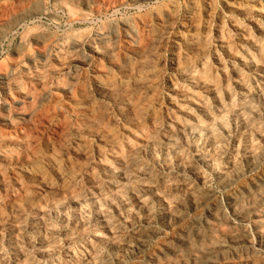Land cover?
Wrapping results in <instances>:
<instances>
[{
    "label": "rangeland",
    "instance_id": "1",
    "mask_svg": "<svg viewBox=\"0 0 264 264\" xmlns=\"http://www.w3.org/2000/svg\"><path fill=\"white\" fill-rule=\"evenodd\" d=\"M56 2L58 1L0 0V221L5 220L0 225V264H91V255L94 253L102 255L101 258H105L106 264H193L195 259H203L207 250L215 252L214 255L217 253L215 255L217 259L228 257L227 260L233 262L234 260L232 261L230 258L234 256V253L243 254L245 252L247 245L241 243L242 236L247 234L245 237L249 238L250 236L249 239L256 240L257 235L254 228V217L250 216L245 221L235 220L227 208V201L230 197L240 198L241 206L250 209L251 204L257 202L258 198L255 196L256 201L254 199L245 201V196L248 191L253 190L257 184L264 181V1L255 0L260 6L246 13L225 8L222 0L197 1L200 11L208 4L212 7V13L208 19V30L203 33L199 32L197 35V47L200 48L201 54L197 55L193 61L192 74H189L190 79L181 78L170 67L172 57L180 58L190 49L185 48L186 43H183L185 42L183 39L188 33V29H186L188 27L183 23L187 7L186 0H64L63 2L68 6H74V10L76 7L75 11L86 14V20L80 23L73 22L67 14L59 9ZM209 2L211 3L209 4ZM155 10L159 11L163 17L166 11H173L166 23L169 30L161 39L158 28L155 26L147 34L144 32L145 35L142 34L134 44L140 51L138 53H142L139 56L144 58H142L143 68L150 69L147 67L159 63L157 69L161 73L156 79L154 86L156 90L153 88L156 99L152 104L155 117L152 119L153 116L148 113L149 110L135 111L133 113L136 115L133 113L128 115L125 113L126 109H121L112 101L113 99L100 98L92 92L91 69L98 68L100 70L97 71V69V72L105 73L108 70V63L114 64L120 61L119 53H112V57L110 56L106 60L107 62L93 60L84 63L79 57L81 54L89 53V46L105 51L111 47L110 44L116 41L109 38L106 42H99L97 36L100 32H109L113 27L118 28L125 20L134 23L140 17H146V21H150ZM84 37L87 38L85 43H83ZM145 39L149 40L150 44ZM115 43H119V41L117 40ZM158 46L159 49L161 48L160 53L157 60H154L156 57H153L151 53ZM139 47L143 49L144 53ZM150 48L152 49L150 50ZM147 50L148 52H145ZM150 59L153 60L152 64H150ZM144 61L145 63H143ZM199 63L200 65H198ZM145 64L146 67H144ZM7 78L9 79L7 80ZM198 78L202 81H198ZM58 86L67 89V93L60 92ZM212 86L213 89H211ZM80 93L88 95L91 101L93 100L91 112L94 113L93 115L89 112L90 116L81 117L69 110L72 108H70V102L67 99L73 95L79 96ZM26 94H29L30 97L27 98ZM244 97L246 98L243 99ZM245 111H248L246 114L250 117L245 114ZM240 113L242 114L240 115ZM236 114L239 115L236 117ZM223 115L227 117L222 118ZM138 116L139 120L136 118ZM220 116L221 118L218 120ZM240 116H243L246 122H250V129L243 130L242 123L241 125L238 123L243 119ZM95 118L97 122H95ZM131 118L134 123L131 121L132 123L128 124ZM90 120L95 122L94 126H91L93 131H100V129L102 131L103 128V133L107 131V133L113 134L115 132L113 137L115 136L114 138L117 140H115L114 146L103 145L98 141L99 139L93 136V133L83 130V126L88 122L92 123ZM213 120L215 123L216 120L217 123L218 121L223 123L222 125L218 123L223 129L219 128L217 123L215 125ZM135 121H139L140 124ZM135 123L137 128V124H139V131L134 126ZM140 125L142 126L140 127ZM189 125H191L190 127L195 126L194 128L198 129L199 133L203 129L201 140L206 139L208 131L206 129L214 125L215 139L219 138L215 142L213 136L214 143L212 144H216L214 145L216 147L212 146V149L215 150L212 151L209 146V148H205V144L203 145L201 141L196 142L195 146L193 143L195 138L192 133L190 134V130L187 132L186 129L187 126L189 128ZM237 126L239 127L237 128ZM127 129H129L128 132ZM177 132L181 134H177ZM169 139L170 142L173 139V144H170ZM58 143L60 145H57ZM116 144L118 145L116 146ZM205 150L208 154H206V159L210 162L201 164L198 157L203 155ZM134 155L145 168L153 171L152 176L147 180L141 177L142 180L138 183L132 182L129 187L128 185L124 186V190L122 169L129 158L135 157ZM53 157L58 159L63 171L78 168L77 166L82 164L77 184L75 183L66 193L53 194L52 200H50V195H43L45 198L42 199V196L38 206L35 201L31 211L25 203V198L36 197L40 191L37 185L28 179L24 171L27 168L46 171V177L54 183L55 177L47 161ZM115 158L121 159L118 161ZM179 159L183 161L181 160L180 163ZM249 161L255 163L254 169L250 170ZM223 171L226 173L225 175ZM222 175L233 179L231 186L226 187L218 183V178ZM170 177L171 179H169ZM206 192H209L210 197L201 198L200 196ZM262 193H264V187ZM193 194L200 195L198 199L201 198L198 200L200 206L197 209H194L190 201L192 198L190 196ZM49 201L58 204L52 211L47 206ZM8 204H14V211L13 216H8L7 219L6 215L9 213L6 206ZM150 205L153 207L151 208ZM263 209L264 204L258 208V211H263ZM169 210H176L183 217L181 223L171 226L164 221L163 216L167 215ZM105 213L109 223L120 234L117 240L111 239L110 233L108 234L105 229L101 220ZM216 216L218 219L220 218L219 222ZM214 218L215 221H213ZM262 232L264 234V229ZM238 236L241 239H237ZM138 238L144 240L143 244L137 245ZM100 239H105V244H100ZM233 239L239 243L234 248H229ZM127 242L133 246V250L130 252H124L122 249V244ZM242 249L243 251H241ZM198 256L199 258H197Z\"/></svg>",
    "mask_w": 264,
    "mask_h": 264
},
{
    "label": "bare ground",
    "instance_id": "2",
    "mask_svg": "<svg viewBox=\"0 0 264 264\" xmlns=\"http://www.w3.org/2000/svg\"><path fill=\"white\" fill-rule=\"evenodd\" d=\"M58 2H56L57 3V6L59 7V9L63 12V13H65V14H67L70 18H71V20L73 21V22H84L85 20H86V18H87V16H86V14L84 13V12H81V11H75L76 10V7H75V10L73 9V7L70 5V6H68V4L67 3H65V2H63L64 0H57ZM75 1V0H74ZM108 1V0H107ZM114 1V0H113ZM130 1V0H129ZM197 1L198 0H186V2H187V7H186V9H185V14H184V19H183V23L188 27V28H186V29H188V33H187V36L183 39L185 42H183V43H186V47L185 48H190L188 51H187V53H185L182 57H172V59H171V63H170V67L172 68V70H174V73H176L178 76H180L181 78H191L190 76H189V74L191 73V70H192V65H193V61L195 60V57L197 56V55H200L201 54V50H200V48H198L197 47V45H198V42H196L197 41V35H198V33L199 32H205L206 30H208V19H209V16H210V13H212L211 12V10H212V7L210 6V5H208L207 3V5H205V7L200 11L199 9H198V7H200L199 5H197ZM201 1V0H200ZM206 1V0H205ZM257 1H259V0H257ZM264 1V0H263ZM77 2V1H76ZM132 2V1H131ZM204 2V1H203ZM222 2H223V6H225V8H227V9H229V10H235V11H238V12H240V13H246L247 11H251V9L253 10V9H257L256 7L257 6H260V5H257V3L255 2V0H222ZM73 3H75V2H73ZM211 2H209V4H210ZM214 3V2H213ZM218 4V3H217ZM261 4V3H260ZM55 5V4H54ZM119 5V4H118ZM184 5V4H183ZM111 6V5H110ZM171 6V5H170ZM4 7V6H3ZM71 7H72V9H71ZM264 7V6H263ZM90 8V7H89ZM79 9H80V7H79ZM166 9V8H165ZM259 9H261V8H259ZM168 10V9H167ZM41 12H42V10H41ZM43 12H44V10H43ZM172 12L173 11H166L165 12V14H164V17L162 16V14L159 12V11H157V10H155V11H153V13H152V19L150 20V21H146V17H140L139 18V20L138 21H136V22H134V23H132V22H130V21H127V20H125V21H123V23L120 25V27H118V28H111L110 29V31L109 32H100L99 34H98V41L99 42H106L109 38H112L111 40H118L119 41V43H115L116 41H114L112 44H110L111 45V47H108L105 51H101V50H99V48H97V47H92V46H89L88 47V49H89V53H86V54H81V57H79L80 59H82V61L85 63V62H91V61H93V60H103V61H106V60H108V58H110V56L112 57V53H119L120 54V58H119V62L118 63H114V64H111V62L110 63H108V70H106V72L105 73H102L101 71V73H99V72H97V71H99L100 69H91V71H90V73H91V75H90V78H91V82H92V92L95 94V95H97L98 97H100V98H111V100L112 101H114L119 107H121V109L122 108H124V109H126V112H125V110H124V112L125 113H127L128 115L129 114H131V113H133V112H135V111H140V110H149L150 112H148V113H150V115H154V112H153V103L155 102V97H156V95L154 94V86H155V84H156V79L160 76V73L161 72H159L160 70L159 69H157V67L159 68V63H157V64H153V65H150V66H148L147 68H149L150 67V69H146V68H143V64H142V58L139 56V54L140 53H138V51L139 50H137L136 49V47H135V41H137V39L145 32L146 34H147V32H149L150 30H152L153 28H155V26L158 28V34H159V38H161V39H163L162 37L164 36V34L165 33H167V31L169 30L168 28H167V19L168 18H170L171 16H172ZM25 13V12H24ZM250 13V12H249ZM222 14V13H221ZM255 14V13H254ZM221 16V15H220ZM174 17V16H173ZM262 17V16H261ZM173 19V18H172ZM177 23V22H176ZM219 23V22H218ZM232 25V24H231ZM235 25V24H234ZM116 26V25H115ZM233 27V26H232ZM257 28V27H256ZM185 30V29H184ZM220 31V30H219ZM235 31V30H234ZM97 33V32H96ZM263 33V32H262ZM24 34V33H23ZM154 34V33H153ZM220 34V33H219ZM143 35H145V34H143ZM201 36H202V34H200ZM83 36V35H82ZM147 36V35H146ZM145 36V37H146ZM177 36H179V35H177ZM185 36V35H184ZM38 37V36H37ZM144 37V36H143ZM152 37V36H151ZM182 37V36H181ZM181 37H180V39H181ZM206 37V36H205ZM85 38V37H84ZM174 38V37H173ZM183 38V37H182ZM207 38V37H206ZM205 38V39H206ZM227 38V37H226ZM148 39V38H147ZM223 39V38H222ZM242 39V38H241ZM244 39H245V37H244ZM248 39V38H247ZM79 40V39H78ZM146 40V39H145ZM155 40V39H154ZM246 40V39H245ZM244 40V41H245ZM87 41V38H85V39H83V43H85ZM147 41V40H146ZM149 41V40H148ZM147 41V42H148ZM161 41V40H160ZM181 41V40H180ZM222 41V40H221ZM157 42V41H156ZM69 43V42H68ZM146 43V42H145ZM149 44H150V41L148 42ZM77 44V43H76ZM137 44V43H136ZM201 44H202V42H201ZM43 45V44H42ZM66 45V44H65ZM138 45V44H137ZM148 45V44H147ZM149 46V45H148ZM154 46V45H153ZM182 46H184V45H182ZM201 46V45H200ZM86 47V46H85ZM102 47V46H101ZM106 47V46H105ZM143 47V46H142ZM258 47V46H257ZM41 48V47H40ZM140 48V47H139ZM138 48V49H139ZM144 48V47H143ZM149 48V47H148ZM154 48V47H153ZM184 48V49H185ZM187 48V49H188ZM203 48V47H202ZM201 48V49H202ZM207 48V47H206ZM141 49V52H143L144 53V51H142L143 49L142 48H140ZM152 48H150V50H151ZM161 49V48H160ZM160 49H159V46L151 53L152 55H153V57H156V58H154V60L156 59L157 60V56L159 55V53H160ZM178 49V48H177ZM182 49V48H181ZM40 50V49H39ZM144 50H145V48H144ZM204 51H205V49H204ZM60 52V51H59ZM140 52V51H139ZM145 52H148V50L147 51H145ZM43 53V52H42ZM46 53V52H45ZM57 53V52H56ZM184 53V52H183ZM210 53V52H209ZM63 54V53H62ZM177 54V53H176ZM207 54V53H206ZM249 54V53H248ZM140 55H142V53L140 54ZM144 55V54H143ZM45 56V55H44ZM47 56V55H46ZM67 56V55H66ZM178 56H179V54H178ZM234 56H236V55H234ZM233 56V57H234ZM248 56V55H247ZM261 56V55H260ZM62 57V56H61ZM145 57V56H144ZM237 57V56H236ZM150 58V57H149ZM200 58H202V57H200ZM262 58V57H261ZM72 59V58H71ZM144 59V58H143ZM27 60V59H26ZM44 60V59H43ZM200 60V59H199ZM47 61V60H46ZM69 61V60H68ZM78 61V60H77ZM112 61V60H111ZM152 61L153 60H151L150 59V64H152ZM198 61V60H197ZM248 61V60H247ZM67 62V61H66ZM70 62V61H69ZM80 62V61H79ZM107 62V61H106ZM147 62V61H146ZM199 62H201V61H199ZM203 62H204V60H203ZM32 63V62H31ZM83 63V64H84ZM143 63H145V61L143 62ZM155 63V62H154ZM246 63V62H245ZM18 64V63H17ZM34 64V63H33ZM42 64V63H41ZM95 64V63H94ZM209 64V63H208ZM260 64V63H259ZM39 65V64H38ZM60 65V64H59ZM142 65V66H141ZM198 65H200V63L198 64ZM252 65V64H251ZM203 66H204V64H203ZM144 67H146V64L144 65ZM56 68V67H55ZM62 68V67H61ZM203 68V67H202ZM106 69V68H105ZM161 69V68H160ZM258 69V68H257ZM264 69V68H263ZM6 70V69H5ZM8 70V69H7ZM4 71V70H3ZM26 71V70H25ZM40 71V70H39ZM63 71V70H62ZM17 72V71H16ZM201 72H202V70H201ZM200 72V73H201ZM209 72V71H208ZM4 73V72H3ZM164 73V72H163ZM173 73V72H172ZM264 73V72H263ZM1 74V73H0ZM15 74V73H14ZM73 74V73H72ZM192 74V73H191ZM5 75V74H4ZM196 75V74H195ZM11 77H12V75H10ZM59 76V75H58ZM192 76V75H191ZM209 76V75H208ZM193 77V76H192ZM74 78V77H73ZM262 78V77H261ZM4 79H6L5 78V76H4ZM9 78H7V80H8ZM199 79V78H198ZM260 79V78H259ZM27 80V79H26ZM25 80V81H26ZM264 80V79H263ZM3 81V80H2ZM38 81V80H37ZM164 81V80H163ZM171 81V80H170ZM198 81H202V80H198ZM204 82V81H203ZM202 82V83H203ZM57 83V82H56ZM169 83V82H168ZM206 83V82H205ZM207 84V83H206ZM205 84V85H206ZM212 84V83H211ZM41 85V84H40ZM59 85H60V83H59ZM195 85H196V83L194 84V87H195ZM203 85V84H202ZM201 85V86H202ZM212 85H214V84H212ZM17 86V85H16ZM47 86V85H46ZM207 86V85H206ZM242 86V85H241ZM59 87V90H61L60 92H62V91H64V92H66L67 93V89H65V88H63V86H58ZM210 87V86H209ZM154 88V89H153ZM2 89V88H1ZM37 89V88H36ZM88 89V88H87ZM91 89V88H90ZM211 89H213V86H212V88ZM216 89V88H215ZM241 89V88H240ZM82 90V89H81ZM156 90V89H155ZM172 90V89H171ZM170 90V91H171ZM217 90V89H216ZM264 90V89H263ZM263 90H261V91H263ZM58 91V90H57ZM74 90L72 89V92H73ZM166 91H167V89H166ZM175 91V90H174ZM179 91H181V90H179ZM45 92V91H44ZM79 92V91H78ZM182 92V91H181ZM31 93V92H30ZM43 93V92H42ZM17 94V93H16ZM90 94V93H89ZM244 94V93H243ZM255 94V93H254ZM261 94V93H260ZM259 94V95H260ZM7 95V94H6ZM53 95V94H52ZM92 95V94H91ZM209 95V94H208ZM263 95H264V93H263ZM27 98H29L30 96H29V94H26L25 95ZM25 96L23 97L22 96V98H25ZM29 96V97H28ZM70 96H72V95H70ZM213 96V95H212ZM214 96H216L215 94H214ZM11 97V96H10ZM261 97V96H260ZM246 97H244L243 99H245ZM250 98V97H249ZM7 99V98H6ZM108 99V100H109ZM214 99V98H213ZM234 99V98H233ZM236 99V98H235ZM242 99V100H243ZM24 100V99H23ZM69 100V102H70V108H72V109H69V110H72L73 112H75V114L77 115V116H81V117H87V116H90L91 114L93 115L94 113H91L92 112V109H93V100L91 101V99H90V97L88 96V95H82L81 93L79 94V96H74L73 95V97H71L70 99H67V101ZM205 100V99H204ZM30 101V100H29ZM48 101V100H47ZM160 101V100H159ZM172 101V100H171ZM187 101V100H186ZM218 101H219V99H218ZM221 101V100H220ZM258 102H259V100H258ZM160 103H161V101H160ZM243 103V102H242ZM241 103V104H242ZM62 104V103H61ZM114 104V103H113ZM166 104V103H165ZM214 104V103H213ZM240 104V105H241ZM43 105V104H42ZM196 105V104H195ZM194 105V106H195ZM198 105V104H197ZM201 105V104H200ZM228 105V104H227ZM57 106V105H56ZM18 107V106H17ZM36 107V106H35ZM38 107V106H37ZM103 107V106H102ZM210 107V106H209ZM68 108V107H67ZM204 108H206V107H204ZM243 108V107H242ZM105 109V108H104ZM120 109V108H119ZM118 109V110H119ZM181 109V108H180ZM215 109V108H214ZM224 109V108H223ZM245 109V108H244ZM243 109V110H244ZM250 109H251V107H250ZM37 110V109H36ZM68 110V109H67ZM122 110V111H123ZM249 110V109H248ZM51 111V110H50ZM94 111V110H93ZM181 111V110H180ZM227 111H229V110H227ZM236 111V110H235ZM242 111V110H241ZM3 112V111H2ZM89 112L91 113L90 115H88L89 114ZM118 112H120V111H118ZM200 112V111H199ZM198 112V113H199ZM248 111H245V114L247 113ZM11 113V112H10ZM15 113V112H14ZM28 113V112H27ZM47 113V112H46ZM100 113V112H99ZM121 113V112H120ZM141 113V112H140ZM146 113V112H145ZM153 113V114H152ZM182 113V112H181ZM212 113V112H211ZM225 113V112H224ZM51 114V113H50ZM54 114V113H53ZM97 114V113H96ZM126 114V115H127ZM134 115H136L135 113H133ZM201 114V113H200ZM228 114V113H227ZM242 113H240V115H241ZM48 115V114H47ZM58 115H59V113H58ZM132 115V114H131ZM134 115H133V117H134ZM140 115V114H139ZM204 115V114H203ZM232 115V114H231ZM237 115H239V114H236V117H237ZM247 115V114H246ZM249 115H251V114H249ZM259 115V114H258ZM21 116V115H20ZM64 116V115H63ZM73 116V115H72ZM101 116V115H100ZM142 116H144V114H142ZM156 116V115H155ZM216 116V115H215ZM234 116V115H233ZM243 116H245V115H243ZM243 116H240V117H242L243 118ZM248 116V115H247ZM255 116V115H254ZM43 117V116H42ZM59 117V116H58ZM93 117V116H92ZM95 117H96V115H95ZM107 117V116H106ZM124 117V116H123ZM132 117V116H131ZM174 117V116H173ZM188 117H190V116H188ZM224 117V115L222 116V118ZM225 117H227V116H225ZM224 117V118H225ZM236 117H235V119H236ZM248 117H250V116H248ZM98 118V117H97ZM128 119H130L129 117H127ZM136 118H138V120H139V116L138 117H136ZM142 118V117H141ZM140 118V119H141ZM153 118H155L154 116L152 117V119ZM191 118V117H190ZM221 118V116L220 117H218V120ZM239 118V117H238ZM237 118V119H238ZM1 119V118H0ZM30 119V118H29ZM80 119H82V118H80ZM85 119H87V118H85ZM96 119V118H95ZM95 119H93L94 121H95ZM103 119H104V117H103ZM117 119V118H116ZM122 119H124V118H122ZM132 119L133 118H131V120L130 121H128V124H130L129 122H131L132 121ZM174 119V118H173ZM213 119V118H212ZM240 119V118H239ZM239 119H238V121H239ZM246 119H248L247 117H246ZM25 120H28V119H25ZM79 120V119H78ZM125 120H126V118H125ZM135 120H137V119H135ZM168 120V119H167ZM227 120V119H226ZM251 120V119H250ZM76 121V120H75ZM82 121V120H81ZM86 121V120H85ZM91 121V120H90ZM94 121H91L92 123H87V125H85V126H83V130H85V131H87V132H89V133H93V136L94 137H96L97 139H99L98 141H100L103 145H105V146H108V147H112V146H114V144H115V140H117V139H115L114 137H113V135H115V132L113 133V134H109V133H107V131L105 132V133H103L102 131H103V128H102V131H101V129H100V131H98V130H92L91 128V126H94V123L95 122H97V119H96V121L94 122ZM99 121V120H98ZM104 121V120H103ZM116 121V120H115ZM148 121V120H147ZM194 121V120H193ZM208 121V120H207ZM236 121V120H235ZM235 121H233V122H235ZM258 121V120H257ZM32 122V121H31ZM133 123H134V121H132ZM131 122V123H132ZM136 123H139L140 124V122L138 121H135ZM143 122V121H142ZM175 122V121H174ZM196 122V121H195ZM221 122H222V120H221ZM8 123V122H7ZM49 123V122H48ZM121 123V122H120ZM127 123V122H126ZM136 123L134 124V126L136 125ZM146 123V122H145ZM197 123V122H196ZM210 123V122H209ZM213 123H215V121L213 120ZM216 123H217V120H216ZM216 123H215V125H216ZM218 123H220V121H218ZM217 123V124H218ZM238 123H240V125H241V123H242V125H243V130L245 129H250V122H246V120L243 118V119H241V122L239 121ZM238 123H236V124H238ZM254 123V122H253ZM58 124V123H57ZM82 124H84V123H82ZM99 124V123H98ZM97 124V125H98ZM111 124V123H110ZM139 124H137L138 125V128H139ZM149 124V123H148ZM153 124V123H152ZM159 124V123H158ZM175 124V123H174ZM221 124V123H220ZM223 124V123H222ZM221 124V125H222ZM17 125V124H16ZM30 125V124H29ZM100 125H101V123H100ZM184 125V124H183ZM209 125V124H208ZM232 125V124H231ZM34 126V125H33ZM67 126V125H66ZM81 126V125H80ZM142 125H140V127H141ZM175 126V125H174ZM191 125H189V128H188V126H187V132H189V130H190V134L192 133V136H193V138H195V142L193 141V143L195 144V146H196V142H198V141H201V143L204 145L205 144V148H207L208 146L209 147H211V149H212V146L214 147V145H216V144H212V143H214V139H215V135L214 134H216L215 133V131L213 132V129H214V125L213 126H211V127H213V128H211V127H208L206 130H208L207 132H206V130L204 129V131L207 133V136H205V135H203V136H205L206 137V139L205 140H201L202 138H201V132H202V130H201V132L199 133V132H197L198 131V129H196V128H194V127H190ZM207 126V125H206ZM205 126V127H206ZM218 126H219V128L221 127L219 124H218ZM229 126V125H228ZM254 126V125H253ZM47 127V126H46ZM97 127V126H96ZM101 127H102V125H101ZM100 127V128H101ZM103 127H104V125H103ZM123 127V126H122ZM136 127V126H135ZM162 127V126H161ZM239 126H237V128H238ZM56 128V127H55ZM95 128V127H94ZM117 128V127H116ZM137 128V127H136ZM138 128H137V130H138ZM169 128V127H168ZM198 128V127H197ZM204 128V127H203ZM209 128H211V130H209ZM222 129H223V127H221ZM260 128V127H259ZM99 129V128H98ZM124 129V128H123ZM196 129V130H195ZM215 129H216V127H215ZM218 129V128H217ZM256 129H258V128H256ZM27 130V129H26ZM70 130V129H69ZM105 130V129H104ZM122 130V129H121ZM136 130V129H135ZM200 130V129H199ZM220 130V129H219ZM4 131V130H3ZM62 131V130H61ZM124 131H125V129H124ZM129 131V129H127V132ZM130 131H131V129H130ZM133 131V130H132ZM139 131V130H138ZM141 131V130H140ZM157 131V130H156ZM184 131H185V129H184ZM229 131V130H228ZM109 132H110V130H109ZM113 132V131H112ZM155 132V131H154ZM163 132V131H162ZM219 132V131H218ZM258 132H259V130H258ZM84 133V132H83ZM153 133V132H152ZM164 133V132H163ZM185 133V132H184ZM203 133V132H202ZM129 134H131V133H129ZM168 134V133H167ZM177 134H181V133H178L177 132ZM242 134V133H241ZM249 134V133H248ZM133 135H134V133H133ZM149 135V134H148ZM155 135V134H154ZM8 136V135H7ZM23 136H25V135H23ZM66 136V135H65ZM185 136V135H184ZM191 136V137H192ZM212 136V137H211ZM213 136H214V139H213ZM249 136H251V135H249ZM123 137V136H122ZM133 137H135V136H133ZM240 137V136H239ZM51 138V137H50ZM138 138V137H137ZM136 138V139H137ZM212 138V139H211ZM242 138V137H241ZM254 138V137H253ZM28 139V138H27ZM55 139V138H54ZM60 139V138H59ZM65 139V138H64ZM135 139V138H134ZM217 139H219V138H217ZM217 139H215V142H216V140ZM239 139V138H238ZM159 140V139H158ZM194 140V139H193ZM250 140V139H249ZM258 140V139H257ZM6 141V140H5ZM16 141V140H15ZM18 141H19V139H18ZM32 141V140H31ZM125 141V140H124ZM172 141H173V139H172ZM172 141L170 142V139H169V142H170V144L172 143ZM183 141V140H182ZM221 141V140H220ZM244 141V140H243ZM10 142V141H9ZM45 142H47V141H45ZM54 142H56L55 140H54ZM61 142V141H60ZM71 142V141H70ZM123 142V141H122ZM147 142V141H146ZM219 142V141H218ZM249 142H251V141H249ZM8 143V142H7ZM80 143V142H79ZM124 143V142H123ZM151 143V142H150ZM176 143V142H175ZM180 143V142H179ZM183 143V142H182ZM237 143H238V141H237ZM247 143V142H246ZM252 143V142H251ZM254 143V142H253ZM255 143H257L256 141H255ZM262 143V142H261ZM1 144V143H0ZM12 144V143H11ZM23 144V143H22ZM52 144V143H51ZM55 144V143H54ZM62 144V143H61ZM87 144V143H86ZM89 144V143H88ZM126 144V143H125ZM148 144V143H147ZM168 144V143H167ZM173 144V143H172ZM184 144V143H183ZM193 144V145H194ZM200 144V143H199ZM201 144V145H202ZM57 145H60L59 143L57 144ZM102 145V146H103ZM118 144H116V146H117ZM128 145V144H127ZM142 145H144V144H142ZM169 145V144H168ZM249 145H250V143H249ZM10 146V145H9ZM45 146H46V144H45ZM73 146H74V144H73ZM89 146V145H88ZM131 146V145H130ZM145 146V145H144ZM156 146V145H155ZM154 146V147H155ZM167 146V145H166ZM173 146V145H172ZM171 146V147H172ZM221 146H222V144H221ZM50 147V146H49ZM76 147V146H75ZM143 147V146H142ZM202 147H204V146H202ZM208 147V148H209ZM216 147V146H215ZM214 147V148H215ZM217 147H218V145H217ZM248 147V146H247ZM251 147V146H250ZM8 148V147H7ZM51 148V147H50ZM114 148V147H113ZM119 148V147H118ZM193 148V147H192ZM192 148H191V150H192ZM234 148V147H233ZM111 149V148H110ZM155 149V148H154ZM168 149V148H167ZM173 149V148H172ZM171 149V150H172ZM224 149V148H223ZM256 149V148H255ZM90 150V149H89ZM150 150V149H149ZM164 150V149H163ZM204 150V149H203ZM213 150H215V149H212V151ZM235 150V149H234ZM247 150V149H246ZM45 151V150H44ZM108 151V150H107ZM154 151V150H153ZM158 151H159V149H158ZM243 151V150H242ZM33 152V151H32ZM46 152V151H45ZM49 152V151H48ZM83 152V151H82ZM90 152V151H89ZM245 152V151H244ZM249 152V151H248ZM19 153V152H18ZM59 153V152H58ZM73 153V152H72ZM93 153V152H92ZM113 153V152H112ZM133 153V152H132ZM161 153H164V152H161ZM185 153V152H184ZM204 154L203 155H201V156H199L198 157V159H199V163H203V162H210V161H207V159H206V156L208 155L207 154V150H205L204 152H203ZM236 153V152H235ZM243 153V152H242ZM262 153V152H261ZM51 154H53V153H51ZM50 154V155H51ZM95 154V153H94ZM147 154V153H146ZM183 154V153H182ZM207 154V155H206ZM251 154V153H250ZM249 154V155H250ZM25 155V154H24ZM63 155V154H62ZM76 155V154H75ZM97 155V154H96ZM119 155V154H118ZM135 155H137V154H135ZM134 155V156H135ZM173 155V154H172ZM209 155H211L210 153H209ZM218 155V154H217ZM80 156V155H79ZM100 156V155H99ZM144 156V155H143ZM164 156V155H163ZM174 156V155H173ZM178 156V155H177ZM187 156V155H186ZM196 156V155H195ZM214 156H215V154H214ZM220 156V155H219ZM233 156V155H232ZM231 156V157H232ZM264 156V155H263ZM262 156V157H263ZM46 157V156H45ZM119 157V156H118ZM141 157V156H140ZM167 157V156H166ZM172 157V156H171ZM211 157V156H210ZM215 157H217V156H215ZM215 157H214V159H215ZM102 158V157H101ZM128 158V157H127ZM209 158V157H208ZM219 158V157H218ZM1 159V158H0ZM10 159V158H9ZM12 159V158H11ZM65 159V158H64ZM67 159V158H66ZM73 159V158H72ZM116 160H118V159H121V158H115ZM140 159V158H139ZM169 159V158H168ZM187 159V158H186ZM211 159H213V158H211ZM245 159V158H244ZM25 160V159H24ZM111 160H113V159H111ZM163 160V159H162ZM174 161L176 160V159H173ZM180 160V159H179ZM182 160V159H181ZM181 160H180V163H181ZM210 160V159H209ZM4 161V160H3ZM7 161V160H6ZM27 161V160H26ZM35 161V160H34ZM44 161V160H43ZM48 161V166L50 167V169H51V172H52V174L54 175V177H55V181H54V183L52 182V180L51 181H49V178L48 177H46V175H45V172H42V171H40V170H32V169H24L25 171H24V174L28 177V179H30V180H32V182H33V184H36L37 185V187H38V190L40 191V193H39V195L38 196H36V197H30V198H25V203H26V205L28 206V207H30L29 208V210H31L32 211V209H33V205H35V201L37 202L36 204H37V206H38V203L39 202H41V200L42 199H44L45 197L44 196H46V195H50L51 197V199L50 198H47V199H50V200H52V198L54 197L53 196V194H55V195H57L56 193H59V194H61V193H66V191H68L70 188H72L73 186H74V184L76 183V181H77V179H78V177L80 176V172H81V165L80 166H77L78 168H72V169H65L64 171L61 169V166H60V164H59V162H58V159H56V158H52V159H50V160H47ZM119 161V160H118ZM183 161V160H182ZM219 161V160H218ZM234 161V160H233ZM236 161V160H235ZM16 162V161H15ZM22 162H24V161H22ZM68 162V161H67ZM144 162V161H143ZM156 162V161H155ZM184 162H186V161H184ZM215 162V161H214ZM250 162V161H249ZM249 162H247V163H249ZM5 163V162H4ZM7 163V162H6ZM83 163V162H82ZM119 163V162H118ZM179 163V162H178ZM183 163V162H182ZM213 163V162H212ZM25 164V163H24ZM45 164V163H44ZM74 164V163H73ZM80 164V163H79ZM163 164V163H162ZM207 164V163H206ZM243 164V163H242ZM75 165H77V164H75ZM87 165V164H86ZM100 165V164H99ZM115 165V164H114ZM125 165V164H124ZM170 165V164H169ZM208 165V164H207ZM211 165V164H210ZM71 166V165H70ZM102 166V165H101ZM181 166V165H180ZM213 166V165H212ZM249 166V168H250V170L251 169H254L255 168V163L252 161V162H250V164L248 165ZM29 167V166H28ZM32 167V166H31ZM68 167V166H67ZM76 167V166H75ZM80 167V168H79ZM83 168H84V166H82ZM110 167V166H109ZM118 167V166H117ZM177 167V166H176ZM184 167V166H183ZM189 167H191L190 165H189ZM186 168H188V167H186ZM215 168V167H214ZM14 169V168H13ZM49 169V170H50ZM96 169V168H95ZM183 169V168H182ZM10 170V169H9ZM83 170V169H82ZM123 170V174L121 175L123 178H122V180H123V183H122V187L124 188V186H127L128 185V187H129V184H131L132 182H136V183H138V181H140V180H142L141 179V177H144V180L146 179L147 180V178H149L150 176H152V172L149 170V169H147V168H145L144 166H143V164L137 159V157L135 156V157H131V158H129V161H127V163H126V165H125V167H124V169H122ZM170 170V169H169ZM219 170V169H218ZM243 170V169H242ZM117 171V170H116ZM191 171V170H190ZM195 171V170H194ZM209 171V170H208ZM230 172L232 171V170H229ZM249 171V170H248ZM248 171H246V172H248ZM103 172V171H102ZM155 172V171H154ZM192 172V171H191ZM245 172V173H246ZM20 173V172H19ZM113 173V172H112ZM202 173V172H201ZM223 173H224V171H223ZM9 174V173H8ZM7 174V175H8ZM16 174V173H15ZM15 174H14V176H15ZM114 174V173H113ZM226 173H224V175H225ZM237 174V173H236ZM235 174V176H237ZM92 175V174H91ZM106 175V174H105ZM224 175H222V176H219V178H218V183L220 184V185H222V186H226V187H228V186H231V184L233 183V179L231 178V177H228L227 175H228V173H227V175L226 176H224ZM145 176H147V177H145ZM244 176V175H243ZM11 178V177H10ZM90 178V177H89ZM236 178V177H235ZM257 178V177H256ZM27 179V178H26ZM167 179V178H166ZM169 179H171V177L169 178ZM213 179V178H212ZM119 180V179H118ZM158 180V179H157ZM209 180V179H208ZM8 181V180H7ZM90 181V180H89ZM159 181V180H158ZM27 182H28V180H27ZM31 182V181H30ZM152 182V181H151ZM206 182H208V181H206ZM214 182V181H213ZM14 183V182H13ZM177 183V182H176ZM200 183V182H199ZM201 183H202V181H201ZM240 183V182H239ZM5 184V183H4ZM23 184V183H22ZM77 184V183H76ZM95 184V183H94ZM174 184V183H173ZM185 184V183H184ZM32 185V184H31ZM154 185V184H153ZM245 185V184H244ZM82 186V185H81ZM112 186H113V184H112ZM166 186V185H165ZM168 186V185H167ZM166 186V187H167ZM181 186V185H180ZM189 186V185H188ZM100 187V186H99ZM113 187H115V186H113ZM117 187V186H116ZM121 187V188H122ZM173 187H175V186H173ZM202 187H203V185H202ZM253 187V186H252ZM264 187V181H262V182H260L259 184H257V186H255L254 188H253V190H251V191H248L247 192V194H246V196H245V201H248V200H252V199H254L255 200V196H256V198H258L257 200V202H254V203H252L251 205H252V207L251 206H249V207H251L250 209L248 208V209H246L244 206H241L242 204H240V201L241 200H239V199H237V198H232V197H230L229 199H228V201H227V208H228V210H229V212L231 213V216L235 219V220H238V221H245L246 220V218L248 219L250 216H253L254 217V228H255V232H256V235H257V238H256V240H251V239H249L250 238V236H249V238H247V237H245L246 235H244V236H242V240H241V243L244 245V244H246L247 246H246V249H245V252H243V254L241 253H239V254H236V253H234L233 255L234 256H232V258H230V259H232V261L233 262H231V261H228L227 260V258L228 257H225V259L224 258H221V259H217L216 258V254L214 255V253L215 252H211L210 250H207V252H206V254L205 253H203V254H205V256H204V258L203 259H200L199 258V256L197 257V258H199V259H195L194 261H193V264H264V234H263V232H262V230L264 229V209H263V211H258V208H260V206L262 205V204H264V193H262V188ZM17 188V187H16ZM122 188V189H123ZM143 188V187H142ZM99 189V188H98ZM116 189V188H115ZM118 189V188H117ZM116 189V190H117ZM146 189V188H145ZM162 189H163V187H162ZM177 189V188H176ZM175 189V190H176ZM178 189H179V187H178ZM194 189V188H193ZM14 190V189H13ZM119 190V189H118ZM124 190H125V188H124ZM148 190V189H147ZM155 190H157V189H155ZM161 190V189H160ZM165 190V189H164ZM167 190V189H166ZM11 191V190H10ZM74 191V190H73ZM120 191V190H119ZM135 191V190H134ZM138 191V190H137ZM190 191V190H189ZM206 191V190H205ZM75 192V191H74ZM117 192V191H116ZM115 192V193H116ZM188 192V191H187ZM245 192V191H244ZM15 193V192H14ZM68 193V192H67ZM88 193V192H87ZM108 193V192H107ZM131 193V192H130ZM135 193H137V192H135ZM154 193H156V192H154ZM159 193V192H158ZM58 194V195H59ZM110 194V193H109ZM150 194V193H149ZM1 195V194H0ZM9 195V194H8ZM44 195V196H43ZM66 195H68V194H66ZM77 195V194H76ZM113 195V194H112ZM115 195V194H114ZM113 195V196H114ZM133 195V194H132ZM176 195V194H175ZM183 195V194H182ZM42 196H43V198H42ZM106 196V195H105ZM119 196H120V194H119ZM140 196V195H139ZM145 196V195H144ZM158 196V195H157ZM200 196V195H199ZM199 196H197V195H192V196H190V197H192V198H190V201L192 202L191 204H192V206L194 207V209H197L200 205L198 204L199 202H198V200L199 199H201V198H204V199H206L205 197H210V194H209V192H206L205 194H203V196H200L201 198H199L198 199V197ZM3 197V196H2ZM9 197V196H8ZM64 197V196H63ZM75 197V196H74ZM83 197V196H82ZM136 197V196H135ZM170 197V196H169ZM42 198V199H41ZM98 198H99V196H98ZM171 198V197H170ZM181 198V197H180ZM188 198V197H187ZM244 198V197H243ZM242 198V199H243ZM13 199H14V197H13ZM71 199H73V198H71ZM82 199V198H81ZM91 199V198H90ZM102 199H104V198H102ZM108 199V198H107ZM133 199V198H132ZM143 199V198H142ZM161 199V198H160ZM63 200V199H62ZM99 200V199H98ZM97 200V201H98ZM122 200V199H121ZM120 200V201H121ZM138 200V199H137ZM19 201V200H18ZM66 201V200H65ZM71 202H72V200H70ZM91 201V200H90ZM92 201H93V199H92ZM108 201V200H107ZM119 201V202H120ZM164 201V200H163ZM168 201V200H167ZM189 201V202H190ZM253 201V200H252ZM256 201V200H255ZM7 202V201H6ZM124 202V201H123ZM123 202H121V203H123ZM171 202V201H170ZM242 202V201H241ZM48 203V205L47 206H49L50 207V210L52 211V209L54 210V208H55V206H57L56 204H53V202L52 201H49V202H47ZM46 203V204H47ZM96 203V202H95ZM99 203V202H98ZM111 203V202H110ZM135 203V202H134ZM136 203H137V201H136ZM169 203V202H168ZM183 203V202H182ZM84 204V203H83ZM91 204V203H90ZM152 204V203H151ZM161 204V203H160ZM13 205L14 204H8L6 207H7V209H8V215H6V217H7V219H8V216H13ZM18 205V204H17ZM65 205V204H64ZM79 205V204H78ZM123 205V204H122ZM141 205V204H140ZM159 205V204H158ZM172 205H173V203H172ZM178 205V204H177ZM210 205V204H209ZM16 206V205H15ZM36 206V207H37ZM40 206V205H39ZM90 206V205H89ZM94 206V205H93ZM114 206V205H113ZM148 206V205H147ZM146 206V207H147ZM151 206V205H150ZM27 207V208H28ZM66 207V206H65ZM68 207V206H67ZM79 207H80V205H79ZM95 207V206H94ZM122 207V206H121ZM128 207V206H127ZM139 207V206H138ZM153 206H151V208H152ZM168 207V206H167ZM173 207V206H172ZM179 207V206H178ZM26 208V207H25ZM24 208V209H25ZM72 208H73V206H72ZM98 208V207H97ZM116 208V207H115ZM148 208V207H147ZM150 208V207H149ZM148 208V209H149ZM150 208V209H151ZM182 208V207H181ZM262 208V207H261ZM6 209V210H7ZM125 209H127V208H125ZM173 209V208H172ZM176 209V208H175ZM191 209V208H190ZM218 209H220L219 207H218ZM34 210H35V208H34ZM94 210V209H93ZM97 210V209H96ZM101 210V209H100ZM137 210V209H136ZM177 210V209H176ZM176 210H169L168 211V214L167 215H165V216H163V219H164V221H166V222H168V224L169 225H171V226H175V225H178L179 223H181V221H182V216L180 215V214H178L177 213V211ZM223 210V209H222ZM222 210H221V212H222ZM36 211V210H35ZM41 211V210H40ZM44 211V210H43ZM62 211V210H61ZM69 211V210H68ZM82 211V210H81ZM104 211H105V208H104ZM108 211V210H107ZM131 211V210H130ZM146 211V210H145ZM217 211V210H216ZM148 212V211H147ZM20 213V212H19ZM18 213V214H19ZM32 213V212H31ZM42 213V212H41ZM63 213V212H62ZM103 213V212H102ZM101 213V214H102ZM109 213V212H108ZM116 213V212H115ZM216 213V212H215ZM217 213H218V211H217ZM7 214V213H6ZM23 214V213H22ZM38 214V213H37ZM59 214V213H58ZM94 214H95V212H94ZM166 214V213H165ZM42 215V214H41ZM44 215V214H43ZM107 214L105 213V215H103L102 216V222H103V224L105 225V229H106V231L108 232V234L110 233V237H111V239H113V240H117V237L120 235V234H118L117 233V231H115L114 230V227H112V224H110L109 223V221L107 220V217L108 216H106ZM118 215V214H117ZM129 215V214H128ZM138 215V214H137ZM146 215V214H145ZM149 215V214H148ZM151 215V214H150ZM127 216V215H126ZM218 216V215H217ZM216 216V219H217V221L219 222L220 221V218L218 219V217ZM2 217H4V216H2ZM5 217V218H6ZM188 217V216H187ZM221 217V216H220ZM1 218V217H0ZM156 218V217H155ZM213 218V217H212ZM17 219H19V218H17ZM21 219V218H20ZM58 219V218H57ZM128 219V218H127ZM139 219V218H138ZM199 219V218H198ZM62 220V219H61ZM69 220V219H68ZM99 220V219H98ZM213 220V219H212ZM2 221H5L4 219L3 220H1L0 221V225H1V222ZM22 221H24V220H22ZM66 221V220H65ZM72 221V220H71ZM213 221H215V218H214V220ZM31 222V221H30ZM162 222V221H161ZM17 223V222H16ZM42 223V222H41ZM57 223V222H56ZM77 223H78V221H77ZM162 223H164V222H162ZM196 223V222H195ZM47 224V223H46ZM49 224V223H48ZM47 224V225H48ZM80 224V223H79ZM65 225V224H64ZM75 225V224H74ZM162 225V224H161ZM206 225H208V224H206ZM213 225V224H212ZM247 225V224H246ZM35 226V225H34ZM34 226H33V228H34ZM61 226V225H60ZM59 226V227H60ZM130 226V225H129ZM167 226V225H166ZM12 227V226H11ZM31 227V226H30ZM41 227V226H40ZM49 227H50V225H49ZM86 227V226H85ZM213 227H214V225H213ZM10 228V227H9ZM36 228V227H35ZM38 228V227H37ZM36 228V229H37ZM42 228H44V227H42ZM71 228V227H70ZM102 228V227H101ZM49 229V228H48ZM77 229V228H76ZM79 229V228H78ZM87 229V228H86ZM95 229V228H94ZM117 229V228H116ZM218 229V228H217ZM226 229V228H225ZM228 229V228H227ZM194 230V229H193ZM233 230V229H232ZM46 231H47V228H46ZM83 231V230H82ZM154 231V230H153ZM169 231V230H168ZM180 231V230H179ZM187 231V230H186ZM224 231V230H223ZM243 231V230H242ZM102 232V231H101ZM188 232V231H187ZM192 232V231H191ZM245 232V231H244ZM43 233V232H42ZM64 233V232H63ZM83 233V232H82ZM87 233V232H86ZM178 233V232H177ZM186 233V232H185ZM203 234H204V231L202 232ZM214 233V232H213ZM246 233V232H245ZM254 233V232H253ZM49 234V233H48ZM132 234V233H131ZM184 234V233H183ZM235 234V233H234ZM21 235V234H20ZM83 235V234H82ZM135 235V234H134ZM219 235V234H218ZM99 236V235H98ZM102 236V235H101ZM141 236V235H140ZM145 236V235H144ZM143 236V237H144ZM220 236V235H219ZM230 236V235H229ZM239 236L241 237V235L239 234ZM239 236H238V238L237 239H241V238H239ZM137 237V236H136ZM195 237V236H194ZM210 237H211V235H210ZM217 237V236H216ZM231 237V236H230ZM236 237V236H235ZM234 237V238H235ZM7 238V237H6ZM44 238V237H43ZM100 238V237H99ZM107 238V237H106ZM119 238V237H118ZM150 238V237H149ZM214 238V237H213ZM253 238V237H252ZM202 239V238H201ZM216 239V238H215ZM236 239V240H237ZM14 240V239H13ZM134 241H137V240H135V239H133ZM132 240V241H133ZM138 242H136L137 243V245H139V243H142V241H144L143 239H139L138 238ZM234 240V239H233ZM232 240V242L230 243V245H229V248H234L239 242H235V240L233 241ZM41 241V240H40ZM58 241V240H57ZM72 241V240H71ZM133 241V242H134ZM190 241V240H189ZM199 241V240H198ZM228 241H231V240H229L228 239ZM4 242H5V240H4ZM9 242V241H8ZM64 242V241H63ZM104 242H106L105 241V239H100L99 240V243L101 244V243H103V244H105ZM163 242V241H162ZM188 242V241H187ZM28 243V242H27ZM30 243V242H29ZM55 243V242H54ZM115 243V242H114ZM179 243V242H178ZM220 243V242H219ZM143 244V243H142ZM222 244H223V242H222ZM42 245V244H41ZM44 245V244H43ZM48 245V244H47ZM55 245V244H54ZM173 245V244H172ZM241 245V244H240ZM10 246V245H9ZM58 246V245H57ZM101 246V245H100ZM218 246V245H217ZM224 246V245H223ZM226 246V245H225ZM12 247V246H11ZM23 247V246H22ZM33 247V246H32ZM186 247V246H185ZM206 247V246H205ZM212 247H214V246H212ZM244 247V246H243ZM9 248V247H8ZM49 248V247H48ZM51 248H53V247H51ZM56 248V247H55ZM80 248V247H79ZM204 248V247H203ZM240 248H241V246H240ZM239 248V249H240ZM122 249H123V251L124 252H130V251H132L133 250V246L130 244V242H127V243H124V244H122ZM190 249V248H189ZM221 249H222V246H221ZM220 249V250H221ZM226 249V248H225ZM17 250V249H16ZM58 250V249H57ZM80 250V249H79ZM82 250V249H81ZM119 250V249H118ZM176 250V249H175ZM217 250V249H216ZM219 250V249H218ZM231 251H232V249H230ZM1 251V250H0ZM47 251H49L48 249H47ZM91 251V250H90ZM111 251V250H110ZM115 251V250H114ZM174 251V250H173ZM173 251H171V252H173ZM210 251V252H209ZM213 251V250H212ZM214 251H215V248H214ZM237 251V250H236ZM241 251H243V249L241 250ZM240 251V252H241ZM124 252H122V253H124ZM148 252V251H147ZM175 253H176V251H174ZM173 252V253H174ZM179 252V251H178ZM183 252H185V251H183ZM187 252H188V250H187ZM226 252V251H225ZM229 252V251H228ZM237 252H239V251H237ZM94 253V252H93ZM114 253V252H113ZM231 253V252H230ZM233 253V252H232ZM4 254V253H3ZM65 254V253H64ZM221 254V253H220ZM229 254V253H228ZM46 255V254H45ZM69 255V254H68ZM123 255V254H122ZM152 255V254H151ZM177 255V254H176ZM193 255V254H192ZM219 255V254H218ZM217 255V256H218ZM92 257H91V260H92V262H91V264H106L105 263V258L103 259V258H101L102 257V255L100 256V254H98L97 255V253H94V255H91ZM182 256V255H181ZM14 257V256H13ZM24 257H27V256H24ZM45 257V256H44ZM153 257V256H152ZM190 257V256H189ZM220 257H222L221 255H220ZM231 257V256H230ZM131 258V257H130ZM138 258V257H137ZM5 259V258H4ZM64 259V258H63ZM145 259V258H144ZM150 259V258H149ZM185 259V258H184ZM18 260V259H17ZM80 260V259H79ZM85 260V259H84ZM118 260V259H117ZM170 261V260H169ZM192 261V260H191ZM2 262V261H1ZM7 262V261H6ZM24 262H25V260H24ZM30 262V261H29ZM40 262V261H39ZM56 262V261H55ZM86 262V261H85ZM5 263V262H4ZM14 263V262H13ZM82 263V262H81ZM84 263V262H83ZM88 263H89V261H88ZM107 263H109V262H107ZM111 263V262H110ZM163 263V262H162ZM50 264V263H49ZM76 264V263H75ZM79 264V263H78ZM85 264V263H84ZM158 264V263H157Z\"/></svg>",
    "mask_w": 264,
    "mask_h": 264
}]
</instances>
